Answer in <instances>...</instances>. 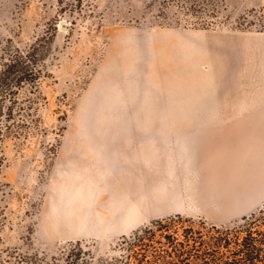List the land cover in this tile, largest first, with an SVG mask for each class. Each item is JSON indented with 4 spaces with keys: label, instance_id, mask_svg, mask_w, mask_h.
Wrapping results in <instances>:
<instances>
[{
    "label": "rangeland",
    "instance_id": "374dc122",
    "mask_svg": "<svg viewBox=\"0 0 264 264\" xmlns=\"http://www.w3.org/2000/svg\"><path fill=\"white\" fill-rule=\"evenodd\" d=\"M196 3L0 0V47L42 40L47 54L38 90L18 96L35 119L1 143L2 254L80 241L73 253L117 264L124 236L155 219L206 231L261 214L264 0ZM146 130L158 135L128 134ZM113 169L156 171L142 208L110 215L105 184L74 172Z\"/></svg>",
    "mask_w": 264,
    "mask_h": 264
},
{
    "label": "trees",
    "instance_id": "16d2710c",
    "mask_svg": "<svg viewBox=\"0 0 264 264\" xmlns=\"http://www.w3.org/2000/svg\"><path fill=\"white\" fill-rule=\"evenodd\" d=\"M190 1L195 7L198 5L196 0ZM195 10L198 11L192 6V14ZM46 56L42 40H36L26 48L0 47V175L5 161L1 152L2 141L12 134L13 125H27L30 115L35 119L34 109L30 113H22L18 96L25 84L38 90L39 80L46 70ZM31 104L33 108L34 103ZM2 186L0 177V189ZM173 219H155L133 230L131 235H125L124 253L115 258V263L264 264V210L258 216L257 213L245 216V222L234 227L212 225L206 231L189 226L183 227L181 232L178 226L170 227ZM3 222L4 207L0 203V228ZM155 243L159 245H153ZM80 245V241L71 243L70 247L61 250L60 256L12 249L6 250L4 255L1 250L0 264H92L91 253H73Z\"/></svg>",
    "mask_w": 264,
    "mask_h": 264
},
{
    "label": "crops",
    "instance_id": "0c3cea01",
    "mask_svg": "<svg viewBox=\"0 0 264 264\" xmlns=\"http://www.w3.org/2000/svg\"><path fill=\"white\" fill-rule=\"evenodd\" d=\"M128 134L132 136L139 135V138H153L157 136L158 133L153 130L146 131H129ZM136 138V136H135ZM148 144H141V148H147ZM76 172L81 183L91 182L92 184L99 185L101 183L105 184L108 189V200L109 206L112 208L110 211V215L118 214L117 209L120 206L131 207V208H142L143 206V193L148 192V188L146 185L151 181L148 178L144 177L152 176L156 174V171H74ZM99 187V186H98ZM77 198L81 200H85L88 197V194L80 187L78 190ZM152 192V190H150ZM92 222V221H91ZM134 222V221H132Z\"/></svg>",
    "mask_w": 264,
    "mask_h": 264
},
{
    "label": "bare ground",
    "instance_id": "6f19581e",
    "mask_svg": "<svg viewBox=\"0 0 264 264\" xmlns=\"http://www.w3.org/2000/svg\"><path fill=\"white\" fill-rule=\"evenodd\" d=\"M89 222V221H88ZM93 222V221H92ZM92 227V226H91Z\"/></svg>",
    "mask_w": 264,
    "mask_h": 264
}]
</instances>
